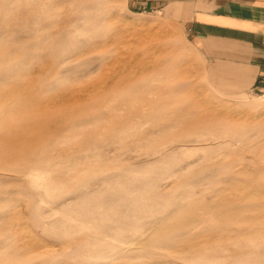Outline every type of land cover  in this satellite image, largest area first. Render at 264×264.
Segmentation results:
<instances>
[{"label": "rangeland", "instance_id": "rangeland-1", "mask_svg": "<svg viewBox=\"0 0 264 264\" xmlns=\"http://www.w3.org/2000/svg\"><path fill=\"white\" fill-rule=\"evenodd\" d=\"M71 1L80 30L52 38L57 20L52 0H0L44 5L5 11L17 28L42 20L26 36L6 37L5 44L13 45L26 43L27 32L37 36L35 51L23 58L28 55L25 65L40 67L21 77L25 96L9 98L10 104L27 112L40 99L84 93L41 131L25 129L40 143L19 147L46 148L50 159L40 153L44 163L33 166L31 157L12 156L0 170L1 264H264V87L240 94L220 90L206 76L183 22L161 9L137 7L134 0ZM48 56L55 59L45 61ZM111 57L122 61L110 65ZM158 60L164 67L147 72ZM123 68H141V78L162 91L175 90L167 75L179 71L184 87L172 103L186 111L196 105L197 114L222 110L230 125L198 128L166 142L140 138L152 130L150 122L113 128L101 116L113 110L116 98L99 100L95 89H87L110 83ZM13 81L1 86L10 88ZM150 98L139 92L126 96L133 105ZM120 110L111 118H119ZM153 130L156 137L168 134L165 128ZM87 132L94 136L84 139ZM222 197L234 203L222 205ZM189 203L197 207L186 223L181 207ZM170 221L175 229L163 230Z\"/></svg>", "mask_w": 264, "mask_h": 264}, {"label": "bare ground", "instance_id": "bare-ground-1", "mask_svg": "<svg viewBox=\"0 0 264 264\" xmlns=\"http://www.w3.org/2000/svg\"><path fill=\"white\" fill-rule=\"evenodd\" d=\"M67 2L69 3V5L72 3L71 0H52L51 5L54 9H56V13H57V20L55 21V24L53 26L52 38L55 37L58 38L64 35H71L80 30L79 26L77 25V20L75 18V15L73 14L72 6H69ZM43 6H44L43 4H40L38 6V4L35 2L33 3L28 2L26 5L23 6H20L19 3L17 2H6L3 5H1L0 3V170L5 169L4 167L6 166L5 163L7 159L11 158L12 156L31 157L33 159L31 164H33V166H39L40 162H43L44 160L43 157L44 156L46 157L47 154H49V151L46 148L37 149V150H34L33 148L30 149L20 148L19 145L21 143L27 142L30 146L36 145L35 142L38 144L40 143L39 142L40 137L38 138V140L36 136L27 137L25 133V129L35 128L37 131H41L42 126L51 124L52 116L54 117L63 116L64 113L72 109V108L68 109V106H73L74 104H76L84 94L81 92L69 91L65 94V96L62 99H56L55 97L43 101L40 99L27 112L19 111L18 107H16L14 104H10L9 98L11 100L15 98L16 100L19 101L20 99H23V97L25 96V94H23V85L21 83V77L28 72H30L29 74H35L37 73V70L40 69L39 62H36L35 64L25 65L24 62L28 55H26L25 58H23L24 52L32 54L35 51L34 49L38 44V37L31 35L27 32L28 36L31 37L26 39L27 42L24 44L15 43L13 45H9V44H5V41L9 36L15 38L20 33L26 36V30L37 29V27L40 28L42 20L35 19V22L32 23L33 26H31L30 25L31 23H29L26 26L23 25L21 26V28H17L16 26L11 25L13 19L11 17H8V12L5 11L6 9H9L10 11H14V9H16L19 11L22 10L25 12H29V11H34L35 8L36 10L37 8L40 10L41 8H43ZM61 7H65L66 11L63 12L57 11L61 9ZM117 34H119L118 31ZM117 34L106 37L114 38L117 36ZM121 34L124 35L123 32ZM114 42L115 41L113 40L112 43ZM54 59L55 58L48 56L45 58V61L54 60ZM120 61H122L121 57L119 58L111 57L110 65H114ZM143 61L144 60L141 61V64ZM142 66L143 65L139 67ZM163 67L164 65L161 63L160 60H158V64L150 63L149 66H147V72L149 73L153 71L158 72V70ZM121 71H123L119 73L121 76H114L109 80L110 83L109 82L103 83L99 86H95V84H93L89 87V89H87V91L95 89L94 91L99 93V100L106 99L109 96H113L116 98L115 106L113 107V110H111V112L107 113L106 115L102 114L103 117L101 116L102 122L105 123L110 121V123L113 124L112 127L115 129L130 128L136 126L137 124L142 125L143 123L150 122L153 127L152 130H144L143 132L140 133V138L151 139L152 142L155 140H164V142H166V140L170 141L181 136L184 137L190 131L196 130L198 128L203 129V128L214 127L223 124L227 126L230 125L229 124L230 121L228 117L225 115V113L227 112L223 114L222 110L214 109L210 112L197 114L196 105L192 106L193 109L192 111H186L183 107L172 103V98L176 94L175 92H177L179 89H182L184 87L180 75L178 74L179 71L178 73L167 75V81L174 83L175 90L167 88L168 85H166L163 87V88H167L164 91L160 90L161 88L160 86L149 83L148 79H145L147 76L141 78L143 75L142 73L144 72L143 70H141V68L132 71H127L123 68ZM180 73L182 72L180 71ZM13 79H15L16 82L13 81L12 85H10L11 86L10 88L5 89L4 87L1 86L8 82H12ZM134 80H144V83L143 84H137L136 82L133 83L132 81ZM138 92L140 94L144 93L148 95L149 97H151L150 100L144 101L142 105H133L130 102H128L126 96L133 95ZM27 94L29 95L30 93ZM117 110H120L118 112L120 114L119 115L120 117L115 119L111 118V115L117 113L116 112ZM223 115L225 116V118H223ZM55 119L56 118L53 119V122H55ZM233 122L234 121H232L231 123ZM37 126L40 127L36 128ZM156 128L168 129L167 132L168 134L165 132L167 134L166 137L164 136L156 137V135H154V130H153ZM63 131L64 129L55 132L54 136H56L57 134H62ZM83 135H84L83 136L84 139L92 138L94 136V134L90 132H87ZM134 136L136 137L135 134ZM47 138L51 139V136L48 135ZM11 144L13 145L12 150L10 152L6 151L5 146L6 145L9 146ZM40 153L43 154V157H39ZM46 158L50 159L51 156L48 155ZM20 170L21 169H19V172ZM221 203L222 205L233 204L234 201L222 197ZM195 207H197V204L195 203H189L188 205L181 207L182 209L181 211L183 214L180 215V217L185 218L186 223L189 222L188 220H192L193 218H195V214H194ZM184 224L181 225L180 227L184 226ZM165 226L166 223L161 225L163 230L168 229L169 231H172L175 229L173 228V223L171 221L167 224V227ZM163 230L155 231L148 238H146L145 239L146 241L143 242L142 244L148 245L151 241L155 240L156 236L159 235L160 232H165ZM4 232H5V228L3 227L0 228V234ZM188 247L194 249L195 245L193 244L188 245Z\"/></svg>", "mask_w": 264, "mask_h": 264}, {"label": "crops", "instance_id": "crops-1", "mask_svg": "<svg viewBox=\"0 0 264 264\" xmlns=\"http://www.w3.org/2000/svg\"><path fill=\"white\" fill-rule=\"evenodd\" d=\"M183 22L206 76L229 94L264 87V0H134Z\"/></svg>", "mask_w": 264, "mask_h": 264}]
</instances>
